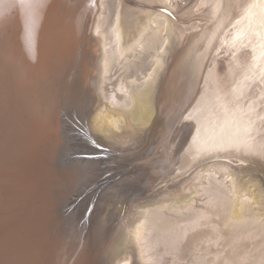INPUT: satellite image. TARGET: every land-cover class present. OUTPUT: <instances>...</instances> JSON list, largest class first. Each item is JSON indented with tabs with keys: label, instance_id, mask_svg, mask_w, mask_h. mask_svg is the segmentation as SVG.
I'll use <instances>...</instances> for the list:
<instances>
[{
	"label": "bare ground",
	"instance_id": "obj_1",
	"mask_svg": "<svg viewBox=\"0 0 264 264\" xmlns=\"http://www.w3.org/2000/svg\"><path fill=\"white\" fill-rule=\"evenodd\" d=\"M189 4L9 3L29 25L19 98L0 101V185H16L1 264H264V0ZM88 138L107 157H73L102 152ZM115 169L125 191L98 195L118 204L96 203L86 230L77 198ZM129 192L163 194L131 210Z\"/></svg>",
	"mask_w": 264,
	"mask_h": 264
},
{
	"label": "rangeland",
	"instance_id": "obj_2",
	"mask_svg": "<svg viewBox=\"0 0 264 264\" xmlns=\"http://www.w3.org/2000/svg\"><path fill=\"white\" fill-rule=\"evenodd\" d=\"M30 1L33 2L35 0H30ZM184 1H185V3H184ZM192 1L193 0H177V2L179 3L181 8H184V6H186L187 4H188L187 6H189L190 5L189 3L192 2ZM8 5H9V3L7 2V0H5V3L3 5H0V20H3L4 19L3 17L5 15H7V17H6L7 18V22L5 23V25L3 23H0V101H3L5 92L8 95L7 101H16V99L19 98V94H18V90H17L18 88H16V86H14L13 84H11V82L15 81V80L18 81V78L16 76V72H15V70L17 69L16 64H15V62L17 60L16 55L21 50L20 43H22V40H21V36L20 35L24 34V36H25V32H26L25 25L29 21V18H28L29 14H28V10L27 9H23L22 8L23 9L22 12L24 13V15H23V13L21 14V12H19V15H18L17 13L14 12L13 6L8 9ZM228 7H229V3H228ZM206 14H207V12L204 9L203 10L200 9V8L198 9V15H199L200 19H205V15ZM228 14L226 15L227 17L225 19V23L226 24L224 23L225 26L223 25L224 27H222L223 28L222 30L224 32H226V33L231 32L235 28V25L233 24V16H232V15H234V10H232V11L230 10V12L228 11ZM189 15L190 14H186V17H187L186 21L188 23H193L194 22V16H189ZM229 16L231 17L232 20L230 19ZM28 25L29 24L26 25V29H27ZM225 27H227V29ZM219 62H220V64H224L225 65V63L227 62V59L226 60H221ZM216 64L218 65L219 63H216ZM5 71H6L7 81L9 80L10 84H8V87L5 88V90H3L2 82H3V74H4ZM19 81H20V83L24 82V80L22 81L21 78L19 79ZM107 89L111 90V87L108 86ZM258 98H259V95L256 94L254 99H258ZM261 101H264V99L261 100ZM77 121H78V119L75 117V122H77ZM71 125L73 127L76 126L74 122H71ZM75 128H77V126ZM87 140L89 141V143L91 144V146L93 148H96V150L102 151V149H99V148H102V147H100L101 146V144H100L101 142H99L96 139H91V138H88ZM103 152H106V151L104 150L102 152L90 153V154L89 153L88 154L75 153V154H73V157L74 156L75 157L85 156V157H92V158L102 157L103 156ZM113 153L116 154L115 152H113ZM103 157H107V154H105ZM108 157H109V155H108ZM139 163L140 162H133L132 164L133 165H137V164L139 165ZM139 169H141V167H138L135 170H139ZM116 171H117V169L109 171L108 175H104V176L100 177L101 179L100 180L98 179L99 181L97 183L93 182L91 184L90 191L89 190H87V191L84 190L80 194L81 197L78 196V198H77V202L78 203H80L79 201H81L84 197H86V195L91 197V201L89 202L88 207H87V209H86V211L84 213V217L82 218V220L80 222V225H82L81 223H83V225H85L84 228L86 230H89V226L95 220V218L93 219L94 216L89 219L88 215H90V213L94 209L96 203H97V206L98 205L100 206L101 204H103L104 200H107L109 202V200L112 199L109 204H112L113 206L118 204L117 201L114 200L115 196L113 194H111V193L108 195L109 197L106 196L107 198L103 197V198H100L99 200H96V199L99 198L100 194H103V192L108 190V188H111V189L113 188L114 190H116L117 188H120L118 193H121V192L125 191L124 189H121L123 183L119 182V178H120L121 175L118 174L116 176L109 177L110 175H113ZM107 177H109V178H107ZM9 179L8 178H7V180L3 179L2 183L0 185V248H3V249L6 246H8V245H6L7 244L6 242H8V240H9V236H10V233H11V230H12V227H13V222L11 220V217L15 213L14 211H11L15 207V202L13 201V204H12L11 200H14L16 198V195L13 194V193H15L16 185H11V181H9ZM106 179L109 180L108 183H104L106 181ZM189 179L190 178H187V179H185L182 182V185H181L182 188H183L184 183L189 182ZM98 185H100V188H99ZM83 186H84V184L82 185V187ZM180 188L181 187H179V189ZM10 191H11V193H10ZM159 192H162V191H159ZM159 192H157V193H159ZM170 192H171V187L165 189L164 193H170ZM88 193H90V194H88ZM157 193L149 194V195L144 196V197H139V196L135 195L134 193L129 192L128 194H126L127 195V199L126 200L128 202L126 204H128L129 209L132 210V208H134V205H138V204L144 203L146 198L155 199V198L159 197L161 194H163V193H160L159 195L155 196ZM93 195H95V196L93 197ZM111 196L114 199L110 198ZM108 198H110V199H108ZM77 202H75V204H77ZM18 205L21 206V203H18ZM126 220H127L126 216H122L120 218L119 222L123 223ZM183 254H184L183 256L185 258H183L177 264H183V263L187 264V260H188V258H187L188 256L187 255L188 254L186 252H183ZM169 257H170V255H168V256L165 255V260H167V259L169 260ZM2 260H3V257L0 258V264H1ZM169 264H173V263H169Z\"/></svg>",
	"mask_w": 264,
	"mask_h": 264
},
{
	"label": "water",
	"instance_id": "obj_3",
	"mask_svg": "<svg viewBox=\"0 0 264 264\" xmlns=\"http://www.w3.org/2000/svg\"><path fill=\"white\" fill-rule=\"evenodd\" d=\"M254 86L257 87V90H256L257 93L259 92V90L264 91V86L259 82V80L254 81V83L251 84V86H250V90H253V89H254ZM254 91H255V90H254ZM262 99H264V95H263V97H261V100H262Z\"/></svg>",
	"mask_w": 264,
	"mask_h": 264
},
{
	"label": "snow or ice",
	"instance_id": "obj_4",
	"mask_svg": "<svg viewBox=\"0 0 264 264\" xmlns=\"http://www.w3.org/2000/svg\"><path fill=\"white\" fill-rule=\"evenodd\" d=\"M8 3L16 4V3H24L25 0H7ZM5 3V0H0V5H3ZM247 135L251 136V131L246 132Z\"/></svg>",
	"mask_w": 264,
	"mask_h": 264
}]
</instances>
